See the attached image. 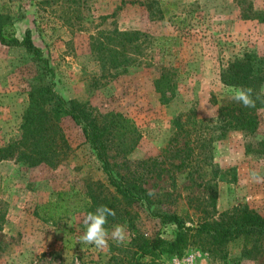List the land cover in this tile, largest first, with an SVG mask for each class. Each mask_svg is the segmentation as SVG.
Listing matches in <instances>:
<instances>
[{
	"label": "rangeland",
	"instance_id": "374dc122",
	"mask_svg": "<svg viewBox=\"0 0 264 264\" xmlns=\"http://www.w3.org/2000/svg\"><path fill=\"white\" fill-rule=\"evenodd\" d=\"M145 1L0 0L16 38L29 30L33 45L47 58L57 94L67 103L86 102L99 114L124 118L125 135L136 144L124 156L110 152V162L144 189L143 200L121 201L80 128L62 116L68 150L58 165L0 160V264H107L110 250L117 252L121 245L109 239L108 248L99 250L79 239L86 229L84 216L101 204L116 212L105 227L111 232L126 224L129 239L173 240L177 229L162 219L167 215L188 229L218 222L241 205L264 216V183L249 176L252 169L264 175V104L255 110L257 123L250 132L220 136L215 125L217 107L236 88L221 82L227 65L246 54L264 58V21L243 19V6L233 0H160L167 12L163 17L153 4L149 13ZM247 2L253 12L264 14V0ZM134 31L140 35L132 46L137 44L141 60L102 68L100 47L134 57L131 44L112 45L117 33ZM161 68L170 70L174 82L163 101L154 89ZM40 74L21 47L0 45V148L17 140L28 93ZM179 115L182 129L173 146L171 121ZM150 189L156 190L154 197L147 195ZM58 193L69 211L49 220L40 207ZM186 235L180 256L162 254L156 262L264 264L263 242L239 238L216 247L194 231Z\"/></svg>",
	"mask_w": 264,
	"mask_h": 264
},
{
	"label": "trees",
	"instance_id": "16d2710c",
	"mask_svg": "<svg viewBox=\"0 0 264 264\" xmlns=\"http://www.w3.org/2000/svg\"><path fill=\"white\" fill-rule=\"evenodd\" d=\"M238 6H243V19H257L264 21L262 12L252 11L247 0H233ZM46 4L49 1L45 2ZM146 10L151 13L150 4L157 6V14L163 17L165 10L161 8L162 1H145ZM147 5V6H146ZM140 35L134 32H120L114 35L116 44L124 49L125 44H131L130 48L135 49L134 57L129 58L119 48L100 47L98 49V60L102 62V68L107 65H122L128 61L138 62L140 50L135 43L132 46L133 38ZM145 38V35H141ZM136 41V40H135ZM120 43V44H119ZM108 44H110L108 42ZM134 44V43H133ZM0 45L7 47H21L40 69V77L32 85L28 93V105L22 115V122L19 126L20 134L17 140L11 141L0 148V160L18 158L27 166L45 164L50 168L58 165L68 150V145L63 136L59 121L62 116L70 118L80 128L81 135L89 148L93 151L100 169L106 177L108 185L126 204H133L144 199V189L137 178H131L128 174H120L116 170L119 165L110 162V152L117 156H124L135 146L136 140H131L125 135V120L119 114L102 115L94 111L91 106L84 102L67 103L59 94L54 91L51 82V68L47 58L42 51L33 45L30 31L25 30L22 37L17 39L8 16L0 12ZM168 69L161 68V73L154 82V89L159 95L160 101L166 97V92L171 89V75ZM224 85L234 87H252L259 92V86L264 82V58H255L246 54L243 60H235L228 64L221 76ZM212 103H216L212 100ZM259 101L255 108H246L242 104L229 99L226 103L217 107L215 125L220 136L229 131L250 132L254 129L257 120L255 110L261 106ZM176 116L172 121L173 133L168 142L173 146L179 137L182 124L180 117ZM184 122L188 117L184 116ZM184 125V124H183ZM179 150L173 151V157H179ZM189 156L188 153L184 154ZM179 162L176 167H181ZM121 166V165H120ZM63 193H58L55 201L49 202L40 211L49 220L56 221L62 213H67V206L64 204ZM176 226L177 232L171 241H164L158 237L144 238L134 236L129 239L126 245L118 249L110 250L107 264H158L156 259L159 255L168 254L180 256L185 247L187 230L194 231L200 236L207 237L211 244L221 247L228 242L239 238H252L255 243L264 244V216H260L246 205H241L234 212L221 215L218 222L202 223L196 228H185L181 220L174 215L163 216Z\"/></svg>",
	"mask_w": 264,
	"mask_h": 264
},
{
	"label": "clouds",
	"instance_id": "9594fccd",
	"mask_svg": "<svg viewBox=\"0 0 264 264\" xmlns=\"http://www.w3.org/2000/svg\"><path fill=\"white\" fill-rule=\"evenodd\" d=\"M231 99L246 108H255L258 101L264 104V86L261 87L258 93L252 87H236L233 89ZM249 176L255 183H264V175L256 169L250 170ZM147 195L154 197L156 190L150 189ZM115 216V210L104 204L97 206L94 212H88L83 218L86 229L79 238L80 242L92 245L99 250L108 248L109 239L118 246L126 244L129 241L126 224L115 225L111 232L105 227L108 224V218H114Z\"/></svg>",
	"mask_w": 264,
	"mask_h": 264
},
{
	"label": "built area",
	"instance_id": "2783aa9c",
	"mask_svg": "<svg viewBox=\"0 0 264 264\" xmlns=\"http://www.w3.org/2000/svg\"><path fill=\"white\" fill-rule=\"evenodd\" d=\"M186 262L185 260H174L172 264H185Z\"/></svg>",
	"mask_w": 264,
	"mask_h": 264
}]
</instances>
